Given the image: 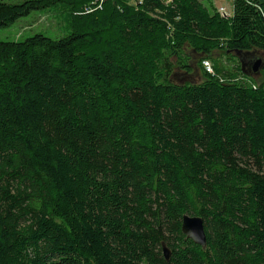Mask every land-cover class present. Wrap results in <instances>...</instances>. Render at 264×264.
<instances>
[{"label": "trees", "instance_id": "16d2710c", "mask_svg": "<svg viewBox=\"0 0 264 264\" xmlns=\"http://www.w3.org/2000/svg\"><path fill=\"white\" fill-rule=\"evenodd\" d=\"M216 1L0 0V30H68L0 42V264H264V68L233 57L264 52V3Z\"/></svg>", "mask_w": 264, "mask_h": 264}, {"label": "rangeland", "instance_id": "374dc122", "mask_svg": "<svg viewBox=\"0 0 264 264\" xmlns=\"http://www.w3.org/2000/svg\"><path fill=\"white\" fill-rule=\"evenodd\" d=\"M6 3H20L23 0H3ZM264 3V0H262ZM103 0H101V3ZM216 8L220 14L224 17H230L233 14V1L232 0H217L215 2ZM60 8L49 9L46 11L33 12L27 17L20 18L9 28L0 30V42H22L29 37L36 34H44L51 38H58L68 33L65 14ZM254 57L247 59V62L256 63L258 60L264 62V52L262 51H251ZM228 57L224 52H215L212 55L211 69L213 71V63L217 62L221 67L231 69L232 65L229 64ZM236 60L239 61L238 57L234 54ZM202 56H195L194 59V72L190 76H183V73L178 69L175 70L176 75L173 80L179 82L186 80L188 83L199 84L202 82V71L197 67ZM204 66V65H203ZM211 71V72H212ZM173 75V76H174ZM252 78L256 79L257 82L262 81V75H253Z\"/></svg>", "mask_w": 264, "mask_h": 264}, {"label": "water", "instance_id": "95a60500", "mask_svg": "<svg viewBox=\"0 0 264 264\" xmlns=\"http://www.w3.org/2000/svg\"><path fill=\"white\" fill-rule=\"evenodd\" d=\"M251 52H236L235 55L238 57L242 73L246 76L252 77L253 75L261 74L262 69L264 68V62L258 60L256 63L247 62L244 59L245 56ZM184 77L188 75H183ZM190 76V75H189ZM176 75L173 76L175 78ZM181 85L191 84L186 82V80H181L178 82ZM182 232L187 236L188 239L194 242L197 246H200L203 249L207 248V234L205 231L203 219L195 216H184L182 220ZM163 254L167 262L170 261L171 252L165 244L162 245Z\"/></svg>", "mask_w": 264, "mask_h": 264}, {"label": "built area", "instance_id": "2783aa9c", "mask_svg": "<svg viewBox=\"0 0 264 264\" xmlns=\"http://www.w3.org/2000/svg\"><path fill=\"white\" fill-rule=\"evenodd\" d=\"M203 65H204V68H205L208 72H211V71H212V69H211V63H210L209 61H205V62L203 63Z\"/></svg>", "mask_w": 264, "mask_h": 264}, {"label": "flooded vegetation", "instance_id": "af4514ba", "mask_svg": "<svg viewBox=\"0 0 264 264\" xmlns=\"http://www.w3.org/2000/svg\"><path fill=\"white\" fill-rule=\"evenodd\" d=\"M252 57H254L253 54H248L247 56L244 57V59H246V61H247V59L252 58Z\"/></svg>", "mask_w": 264, "mask_h": 264}]
</instances>
